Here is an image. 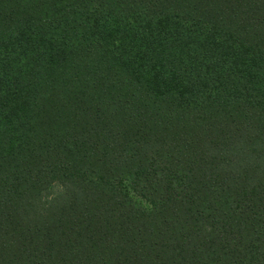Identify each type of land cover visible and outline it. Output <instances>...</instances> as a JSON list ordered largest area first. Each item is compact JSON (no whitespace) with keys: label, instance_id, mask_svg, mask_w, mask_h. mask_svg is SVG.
<instances>
[{"label":"trees","instance_id":"16d2710c","mask_svg":"<svg viewBox=\"0 0 264 264\" xmlns=\"http://www.w3.org/2000/svg\"><path fill=\"white\" fill-rule=\"evenodd\" d=\"M0 264H264V0H0Z\"/></svg>","mask_w":264,"mask_h":264}]
</instances>
